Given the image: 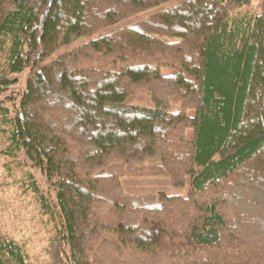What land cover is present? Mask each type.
Returning <instances> with one entry per match:
<instances>
[{
	"label": "trees",
	"instance_id": "1",
	"mask_svg": "<svg viewBox=\"0 0 264 264\" xmlns=\"http://www.w3.org/2000/svg\"><path fill=\"white\" fill-rule=\"evenodd\" d=\"M168 1L0 0V93L30 71L0 152L37 171L47 264H264V0L124 23ZM0 264H31L2 230Z\"/></svg>",
	"mask_w": 264,
	"mask_h": 264
},
{
	"label": "rangeland",
	"instance_id": "2",
	"mask_svg": "<svg viewBox=\"0 0 264 264\" xmlns=\"http://www.w3.org/2000/svg\"><path fill=\"white\" fill-rule=\"evenodd\" d=\"M180 0H171L162 5L141 11L131 17L124 23H133L151 14L173 5ZM259 0H253L247 7L238 8L237 12L258 13L257 7ZM236 12V13H237ZM101 31L100 33H103ZM172 72L169 66L161 68L162 75H168ZM30 75L29 70H24L19 80L12 83L9 87L0 93V103L13 107V101L18 104L20 93L25 85L26 78ZM16 95V98L8 99L9 95ZM189 110V114H193ZM1 126V125H0ZM187 137H192V131H187ZM6 145L4 135L0 132V151ZM23 153L11 157L0 152V230L13 236L26 249L31 264H47L48 256L46 246L49 238L47 225H45V216L38 209L36 200L31 192L26 172L32 171L37 176V171L22 159ZM45 187V185H42ZM189 187V178H186L185 187L182 193L186 194ZM176 191L171 189V192Z\"/></svg>",
	"mask_w": 264,
	"mask_h": 264
}]
</instances>
